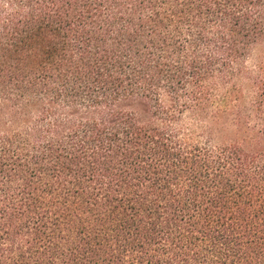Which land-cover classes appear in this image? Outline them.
Wrapping results in <instances>:
<instances>
[{
	"label": "trees",
	"instance_id": "1",
	"mask_svg": "<svg viewBox=\"0 0 264 264\" xmlns=\"http://www.w3.org/2000/svg\"><path fill=\"white\" fill-rule=\"evenodd\" d=\"M263 38L264 0H0V264H264Z\"/></svg>",
	"mask_w": 264,
	"mask_h": 264
},
{
	"label": "rangeland",
	"instance_id": "2",
	"mask_svg": "<svg viewBox=\"0 0 264 264\" xmlns=\"http://www.w3.org/2000/svg\"><path fill=\"white\" fill-rule=\"evenodd\" d=\"M247 67L249 71L254 74H262L264 70V38L254 47L253 52L248 57ZM244 76L239 79L237 88L232 92V95L228 101L230 106L236 105L237 103H249L250 98L254 93V85H252L251 80ZM231 122L230 118H223L220 126L214 132L212 138L213 142L216 144H226L231 142H238L243 144L245 147H253L255 144L253 140V135H248V132L239 131ZM253 126V124L251 125ZM250 127V125H249ZM256 131L262 129V127H256ZM264 150V142H263Z\"/></svg>",
	"mask_w": 264,
	"mask_h": 264
}]
</instances>
